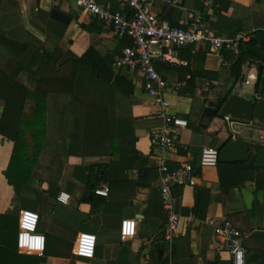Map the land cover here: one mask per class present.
Here are the masks:
<instances>
[{"label":"crops","instance_id":"1","mask_svg":"<svg viewBox=\"0 0 264 264\" xmlns=\"http://www.w3.org/2000/svg\"><path fill=\"white\" fill-rule=\"evenodd\" d=\"M0 1L4 13L9 8L15 9L18 22L33 30L41 41L32 42L20 60L22 70L17 79L29 89L35 87L44 67L43 49L52 51L54 48L60 50L61 60L77 59L92 50L91 61L95 58L94 62H101L108 75L112 71L111 79L117 75L133 85L129 96L97 80L86 95H47L45 144L35 158L33 174L20 189V201H14L15 191L3 174L13 143L0 135V214L10 212L13 205L20 209L13 212V220L18 221L15 227H10L13 241L18 231L33 230L63 239L73 246L76 238L103 245V256L96 258L100 262L120 259L121 264H154V253V258L159 260L157 264H205L215 260L218 264H231L230 254L218 245L214 228L223 219H229L245 234L248 258L254 253H264V199L262 203L254 199L248 209L240 191L245 188L255 195L264 188V123L253 119L230 124L224 117L201 116L202 107L210 101L216 103L224 99L230 90L229 95L235 93L252 100H259L264 94V0H218L215 5L214 1L209 4V0L153 2V12L173 26L185 27L193 17H201L220 35H247L240 47L250 45L257 53L245 54L235 67L233 63L241 48L236 54L224 51L226 60L219 53L208 52L205 45L195 44L176 49L173 62H156V70L169 84L167 111L187 119V127L179 130V138L189 149L179 152L160 151L150 145V131L161 125L162 110L143 90L140 71L120 62L122 48L130 43L128 37L91 18L75 0H14L15 5L8 0ZM120 1L96 0L111 11L118 8ZM53 8L68 15V23L52 19ZM60 24L64 27L59 36ZM35 53L38 58L29 69L25 68ZM7 58L8 54L0 46V68ZM189 74L193 88L186 86ZM33 106V100L27 99L24 112L30 114ZM88 106L90 110L98 106L105 109L112 122L126 119L124 124L129 127L121 128L125 136L118 140L120 152L115 158L112 152L106 156H88L83 152V141L71 138L75 133L81 135L88 118L99 115L104 121L101 111L88 112ZM2 107L0 100V114ZM232 137L244 141L247 159L232 164L217 162L215 167L201 170L196 185H180L172 190L174 200L180 201L181 212L176 213L181 220L167 240L158 190L159 172L156 170L155 178L146 177L134 166L131 157L137 152L149 169H157L160 161L176 168L184 162L194 164L203 147L218 148ZM26 139L31 145L28 134ZM112 163L116 164L112 170L119 172L122 186L96 199L92 207L84 199L89 166ZM101 183L107 187L106 182L96 187ZM60 192L69 194L66 203L56 200ZM195 203L202 209L198 217L191 213ZM183 208L187 213H183ZM190 213L192 221L186 218ZM124 218L134 219L137 230L134 237L121 240L119 228ZM75 264L97 263L76 260Z\"/></svg>","mask_w":264,"mask_h":264},{"label":"trees","instance_id":"2","mask_svg":"<svg viewBox=\"0 0 264 264\" xmlns=\"http://www.w3.org/2000/svg\"><path fill=\"white\" fill-rule=\"evenodd\" d=\"M8 1L13 3V5L16 3L14 0ZM212 1H214V5L218 4V0ZM18 21H20L18 12L9 8L4 13L1 10L0 1V46L8 54L4 66L0 68V100L3 102L0 114V135L3 139L13 143L9 163L3 174L15 191L14 201H20V189L27 183L29 176L33 174L35 158L45 144V111L48 94L86 95L90 91L94 80L110 85L126 96H129L133 91V85L129 81L117 75L111 79L112 71L108 75L100 64L101 62H94L95 58L91 61L90 57H94L92 50L87 51L77 59L66 58L61 60V52L58 48H54L52 51L43 49L44 67L37 76L35 87L29 89L17 79L22 70L20 60L32 42L39 44L41 41L33 30ZM63 27L64 25L60 24V30L57 35L60 36L62 34ZM240 48L241 51L238 54V58L233 63L235 67L242 61L245 54L257 55L250 45ZM224 53L226 52L220 54L223 55ZM37 58V53L33 54L25 68L29 69ZM224 58L228 60V58ZM191 78L192 75L189 74L186 86L193 88L194 85L190 81ZM27 99H32L34 102L30 114L24 112ZM90 109L91 106H88V112L99 113L101 111L104 114V121L100 120L101 117H98L99 115L88 118V123L81 135L75 133L76 135L74 134L71 138L73 140L78 138L83 141V152L88 156H106L112 152L114 154L113 158H115L120 152L118 140L125 136L122 135L124 133L121 128L127 129L129 127L124 124L126 119H117L112 122L105 109L100 106L93 110ZM27 134L31 138V145L27 144ZM131 162L146 177H156L157 169L145 167L144 158L138 155L137 152L131 157ZM114 164L89 166L84 199L92 207H94L96 199L103 198V196L94 193V188L100 182L107 183V192L122 186L118 176L119 172L117 169L115 171H113L114 169L112 170V168L116 167V164ZM173 209L175 212H181L180 201L174 200V198ZM18 210H20L19 207L13 205V209L10 212L0 214V264H75L76 260L99 264L98 262L100 261L96 258L103 256V245L92 244L89 240L79 238L75 239L76 244L73 246L63 239L46 235L44 236V249L40 256L18 253L16 237L13 241V231L10 229L11 226L15 227L18 222L17 218L13 220V218L15 219L13 212H18ZM182 211L187 213V209L183 208ZM191 213L197 217L200 216L202 209L198 206V203H195ZM38 221L39 217L36 227L38 226ZM161 235L163 238L164 229H162ZM158 248L162 247L158 246ZM122 255H125V253L123 252ZM152 261L154 264L159 263V260L154 258V253H152ZM120 262V259H115L100 263L121 264ZM205 264H218V261L206 262ZM246 264H264V253H254L246 260Z\"/></svg>","mask_w":264,"mask_h":264},{"label":"built area","instance_id":"3","mask_svg":"<svg viewBox=\"0 0 264 264\" xmlns=\"http://www.w3.org/2000/svg\"><path fill=\"white\" fill-rule=\"evenodd\" d=\"M77 5L91 18L112 26L116 32L125 35L130 44L121 50L120 62L140 71L142 87L147 95L159 105L161 125L150 131V145L160 151H188V145L180 141L179 130L187 127V119L170 114L167 79L156 68V62H173L175 51L189 45H205L210 53L228 51L236 54L247 35L237 34L226 37L207 24L201 17H193L185 27L173 26L165 18L153 12L155 0H121L116 10H109L99 5L96 0H75ZM177 2L178 0H173ZM209 4H213L209 0ZM175 89L177 88L174 86ZM264 99V94L260 97ZM230 124L238 120L230 116L224 117ZM248 123V122H247ZM218 149L205 146L201 149L196 162H184L176 168L169 167L164 161L157 164L159 172V196L163 214L166 219L165 238L170 240L181 217L173 209L172 190L180 185H196L205 167L217 165ZM107 187L100 184L94 189L99 196H107ZM69 194L60 192L56 200L66 203ZM193 220L192 214L186 217ZM212 223L211 221H208ZM215 238L221 249H225L231 257V264H246L244 248L245 234L229 219H223L215 225ZM136 221L124 218L120 222L119 236L121 240L136 235ZM45 244L44 235L33 230H21L16 235L18 251L42 254Z\"/></svg>","mask_w":264,"mask_h":264},{"label":"water","instance_id":"4","mask_svg":"<svg viewBox=\"0 0 264 264\" xmlns=\"http://www.w3.org/2000/svg\"><path fill=\"white\" fill-rule=\"evenodd\" d=\"M50 17L60 23H68L69 16L59 11L56 8L51 9ZM201 116L209 119L213 117L230 116L236 120L251 121L257 120L264 123V99L252 100L244 98L238 94L231 93L224 99L213 103L208 102L201 108ZM218 149V163L232 164L236 161H243L247 159V149L244 146V141L237 138H229ZM241 195L246 208H250L254 199L262 203L264 199V188L257 191L254 195L245 188H241ZM249 257L247 253L245 260Z\"/></svg>","mask_w":264,"mask_h":264}]
</instances>
